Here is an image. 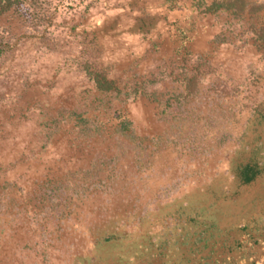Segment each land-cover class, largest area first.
<instances>
[{
  "label": "rangeland",
  "instance_id": "obj_1",
  "mask_svg": "<svg viewBox=\"0 0 264 264\" xmlns=\"http://www.w3.org/2000/svg\"><path fill=\"white\" fill-rule=\"evenodd\" d=\"M201 1L0 15V264H125L264 193V0ZM248 164L260 173L244 182Z\"/></svg>",
  "mask_w": 264,
  "mask_h": 264
},
{
  "label": "crops",
  "instance_id": "obj_2",
  "mask_svg": "<svg viewBox=\"0 0 264 264\" xmlns=\"http://www.w3.org/2000/svg\"><path fill=\"white\" fill-rule=\"evenodd\" d=\"M231 202L233 210L199 227L190 223L183 234L157 235L126 249L124 263L264 264V193L248 189Z\"/></svg>",
  "mask_w": 264,
  "mask_h": 264
},
{
  "label": "trees",
  "instance_id": "obj_3",
  "mask_svg": "<svg viewBox=\"0 0 264 264\" xmlns=\"http://www.w3.org/2000/svg\"><path fill=\"white\" fill-rule=\"evenodd\" d=\"M26 0H0V15L5 14L7 11L13 8H19L23 6ZM205 4V12L208 13H217L219 11H230L234 14L242 12L247 5L246 0H212L209 3L201 1V4ZM29 10V8H27ZM260 38L264 39V30L260 33ZM96 83L98 88L102 90H111L113 89L114 82L113 80L106 79L99 74L95 75ZM243 176L245 181L253 180L260 172L258 167L248 164L243 170Z\"/></svg>",
  "mask_w": 264,
  "mask_h": 264
}]
</instances>
